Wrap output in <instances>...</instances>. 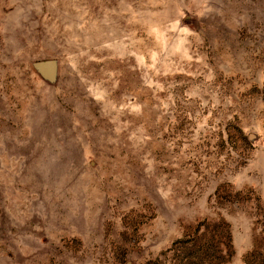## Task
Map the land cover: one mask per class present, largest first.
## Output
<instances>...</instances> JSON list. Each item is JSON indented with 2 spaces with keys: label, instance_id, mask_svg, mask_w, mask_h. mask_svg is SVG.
I'll return each instance as SVG.
<instances>
[{
  "label": "rangeland",
  "instance_id": "rangeland-1",
  "mask_svg": "<svg viewBox=\"0 0 264 264\" xmlns=\"http://www.w3.org/2000/svg\"><path fill=\"white\" fill-rule=\"evenodd\" d=\"M221 224L264 264V0H0V264H208L175 242Z\"/></svg>",
  "mask_w": 264,
  "mask_h": 264
},
{
  "label": "trees",
  "instance_id": "trees-1",
  "mask_svg": "<svg viewBox=\"0 0 264 264\" xmlns=\"http://www.w3.org/2000/svg\"><path fill=\"white\" fill-rule=\"evenodd\" d=\"M218 224H214L213 227H216ZM223 228H221L222 239H214L207 238L205 236H201L204 230H202L201 226H197L194 230V238H183L175 242L176 245H180L182 248L185 247L187 243L192 242V247H194L195 252H191L192 258L196 261H208V264H220L222 258L224 257L223 251L225 248L230 247V233L226 227V225L221 224ZM225 226V227H224ZM200 233V234H199ZM223 245V246H221ZM247 261V260H246Z\"/></svg>",
  "mask_w": 264,
  "mask_h": 264
},
{
  "label": "water",
  "instance_id": "water-1",
  "mask_svg": "<svg viewBox=\"0 0 264 264\" xmlns=\"http://www.w3.org/2000/svg\"><path fill=\"white\" fill-rule=\"evenodd\" d=\"M37 68L44 74H48L54 69L53 60L39 61L36 63Z\"/></svg>",
  "mask_w": 264,
  "mask_h": 264
}]
</instances>
